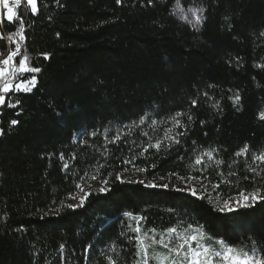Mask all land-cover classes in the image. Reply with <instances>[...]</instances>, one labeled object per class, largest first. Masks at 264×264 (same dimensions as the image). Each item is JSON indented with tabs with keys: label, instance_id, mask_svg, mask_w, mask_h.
<instances>
[{
	"label": "trees",
	"instance_id": "1",
	"mask_svg": "<svg viewBox=\"0 0 264 264\" xmlns=\"http://www.w3.org/2000/svg\"><path fill=\"white\" fill-rule=\"evenodd\" d=\"M36 9L21 0L0 23V57L1 29L11 41L23 24L24 36L12 87L0 91V264H151L155 242L174 232L264 255V199L221 210L241 192L264 197V0ZM25 57L41 71L20 73ZM33 76L31 91L15 89ZM93 176L106 191L69 207ZM179 179L210 190L176 191Z\"/></svg>",
	"mask_w": 264,
	"mask_h": 264
},
{
	"label": "snow or ice",
	"instance_id": "2",
	"mask_svg": "<svg viewBox=\"0 0 264 264\" xmlns=\"http://www.w3.org/2000/svg\"><path fill=\"white\" fill-rule=\"evenodd\" d=\"M2 2L4 8L7 10V19L9 21H12L14 17L13 9L9 7L8 0H2ZM117 2L119 3V0H117ZM16 3L19 4L20 0H16ZM27 4L31 6L32 13L35 14L37 11L36 0H27ZM193 14L195 15V12H193ZM196 23L197 24L202 23V19L199 16L196 17ZM21 31H23V24H21ZM20 39L23 40L24 36L21 35ZM18 52H19V48H17L16 52L10 53L8 58L3 59L2 61H0V63L7 65L10 60H13V57L17 55ZM45 58H47V56H45ZM26 59L27 57L19 60L20 73H27V72L38 73L39 71H41V69L37 67H31V68L26 67L25 66ZM4 71L5 70H0V77L4 75ZM35 84H36V78L33 76L31 79H25L22 80L21 83H17L15 85V88L17 89V91H31V87H34ZM11 87H12L11 83L6 81L3 85V88L0 89V91L7 93ZM235 100L238 101L239 96H237ZM4 103H5V97L3 95H0V105H3ZM195 103L196 102L193 101V105ZM8 106L14 107L15 105L9 103ZM12 123L15 125L17 121L13 120ZM259 159L264 160V157H260ZM197 163L199 164L201 162L198 160ZM64 167L68 168V164L65 163ZM95 178H96L95 176L92 177V179ZM116 178L120 179L119 175ZM245 179H247V177H245ZM121 182L123 183L124 181ZM103 183L106 184L107 181H104ZM139 183L145 184L146 187H152V188L163 187L164 189H169V184L157 185L154 182H146V181H139ZM77 187H80V185H77ZM175 190L184 191V189H180V188H176ZM100 191L103 192L106 191V189L102 187ZM188 191H190L193 195H196L195 189H188ZM86 196L87 193L85 194V197ZM239 197H240L239 199H234L236 206L245 207V208H249V207L255 208L256 204L261 199H264V197H261V194L258 191L250 194H245L241 192L239 193ZM83 203H84V198H81L80 205L82 206ZM224 203H225V207H227L228 210L231 211L232 208L229 206L228 201L226 200ZM221 210L223 211V209ZM256 211L258 212L264 211V205H261V207L259 209H256ZM137 231H139V229H137ZM196 241H197V237L191 236L185 239L182 243H180L177 248L172 249L177 253V255H183L184 259L183 261H181V264H264V255L262 256L249 255V252L245 251L244 248L234 247L231 244H228L226 241L218 242L221 245L220 248H209L206 246H202L201 244L196 243ZM63 248L64 246L61 245V251H63ZM87 251L88 250L85 249V253H87ZM173 264H175V262H173Z\"/></svg>",
	"mask_w": 264,
	"mask_h": 264
},
{
	"label": "rangeland",
	"instance_id": "3",
	"mask_svg": "<svg viewBox=\"0 0 264 264\" xmlns=\"http://www.w3.org/2000/svg\"><path fill=\"white\" fill-rule=\"evenodd\" d=\"M25 1L27 3V0H25ZM12 77H10L7 82H10L11 79H12ZM3 80H4V77H0V81L2 83V86L4 85ZM119 177L123 181L124 180H130V179H131V181H133V180L141 181V177L138 174L133 175L130 179L126 175L125 176L119 175ZM82 182L83 183L79 184L80 187H77V193L74 196H71L69 198L68 204H69V207H71V208L79 207L80 206V200H81V198H84L85 199L86 198L85 197V194L87 193V195H88V193L92 189H99L100 190L102 187L104 188V185L101 184L100 181H97L96 179H92V177L91 178H87V179L83 180ZM154 183H156V182H154ZM160 183H162V185L163 184H167L166 182H162V181H160ZM172 185L175 188L184 189V192H188L191 195H193V194L190 191H188V189H195L196 195H193V196H199V197L202 194H204V193H206L207 191L210 190L205 185L200 184L199 181L193 180V179H184V180L179 179V180H176L175 182H172ZM239 198L240 197L238 196V197H236L234 199H239ZM234 199L228 201L229 206L232 208L231 211L236 210V209H239V208H244V207H237L236 204H235V202H234ZM221 207H222V209L224 211H229L228 208L225 207V203L224 202L222 203V206ZM172 234L174 235V238L175 239H170L167 236L164 239V241H161V240L158 241L157 240L155 242V245H158L159 246V248H156L157 249L156 251H157V256L158 257L157 258H153V261H152L151 264H173V262H175V264H181V261H183V259H184L183 255H177V253L175 251H173L172 249L173 248H177L180 243H182L185 239H187V238H189L191 236H196L197 237L196 243H199L202 246H206V247H209V248H220L221 247V245H219L218 247L207 245L204 242V240H203L204 238H203L202 234L201 233H198V232L197 233H194V234H190V235L178 234L176 232H174ZM142 250L144 252H146V248H145V245L144 244H142Z\"/></svg>",
	"mask_w": 264,
	"mask_h": 264
},
{
	"label": "built area",
	"instance_id": "4",
	"mask_svg": "<svg viewBox=\"0 0 264 264\" xmlns=\"http://www.w3.org/2000/svg\"><path fill=\"white\" fill-rule=\"evenodd\" d=\"M20 2H21V0H20ZM8 4H9V7H11L13 9V12H14L15 18H16L17 17V9H18L20 3L17 4L16 0H8ZM0 11H1V13L7 12V10L3 6L2 0H0ZM1 32H2L1 38L3 39V41L5 43L6 49H5V52L2 54V56L0 57V61L8 58L10 53L16 52L17 48H19V44L23 41L20 39V37L22 35L21 29H20L17 37L15 39H13L12 41L7 39L5 33L3 32L2 29H1ZM19 52H20V50H19ZM19 52L17 53V55H15L13 57V60L9 61V63L7 65L0 63V70H5L4 75L2 76V77H4L3 83L8 81V79L14 75V73H15V60L18 57Z\"/></svg>",
	"mask_w": 264,
	"mask_h": 264
},
{
	"label": "crops",
	"instance_id": "5",
	"mask_svg": "<svg viewBox=\"0 0 264 264\" xmlns=\"http://www.w3.org/2000/svg\"><path fill=\"white\" fill-rule=\"evenodd\" d=\"M14 18H15V14H14L13 19H14ZM3 20H7V21H9V20L7 19V12L1 13V11H0V23H1ZM2 87H3V86H2Z\"/></svg>",
	"mask_w": 264,
	"mask_h": 264
},
{
	"label": "bare ground",
	"instance_id": "6",
	"mask_svg": "<svg viewBox=\"0 0 264 264\" xmlns=\"http://www.w3.org/2000/svg\"><path fill=\"white\" fill-rule=\"evenodd\" d=\"M16 37H17V36H16ZM16 37H15V38H16ZM15 38H14V39H15ZM8 40H9V39H8ZM11 41H12V40H11Z\"/></svg>",
	"mask_w": 264,
	"mask_h": 264
}]
</instances>
